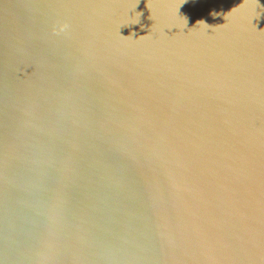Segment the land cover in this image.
Listing matches in <instances>:
<instances>
[{
    "label": "water",
    "instance_id": "obj_1",
    "mask_svg": "<svg viewBox=\"0 0 264 264\" xmlns=\"http://www.w3.org/2000/svg\"><path fill=\"white\" fill-rule=\"evenodd\" d=\"M0 264H264V0H0Z\"/></svg>",
    "mask_w": 264,
    "mask_h": 264
}]
</instances>
